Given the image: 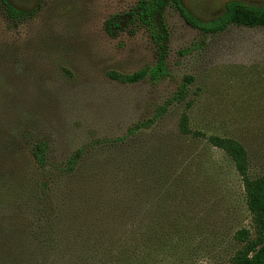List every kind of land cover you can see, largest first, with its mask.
<instances>
[{"label":"rangeland","instance_id":"rangeland-1","mask_svg":"<svg viewBox=\"0 0 264 264\" xmlns=\"http://www.w3.org/2000/svg\"><path fill=\"white\" fill-rule=\"evenodd\" d=\"M6 1L30 17L14 23L0 4V264H43L33 253L52 240L65 250L45 262L83 264L79 232L105 243L83 255L87 264H232L242 246L236 232L255 234L242 183L222 152L181 135L178 123L185 115L194 131L236 140L249 177L264 176V27L204 34L168 6L165 76L126 84L109 74L131 75L157 60L147 30L127 20L139 0ZM230 2L264 7L179 0L202 22ZM113 17L122 23L108 33ZM186 78L184 102L128 134ZM40 140L48 146L44 169L31 156ZM79 151L80 167L66 170ZM86 179L98 184L82 192ZM24 244L33 245L30 255L16 253Z\"/></svg>","mask_w":264,"mask_h":264},{"label":"trees","instance_id":"trees-1","mask_svg":"<svg viewBox=\"0 0 264 264\" xmlns=\"http://www.w3.org/2000/svg\"><path fill=\"white\" fill-rule=\"evenodd\" d=\"M0 4L6 18L14 23L30 17V14L14 8L6 0H0ZM168 6L176 7L184 22L188 26L204 34H217L225 31L231 26L247 28L264 27V7L250 6L241 2L228 3L225 6L224 13L219 18L210 22H202L185 12L179 3V0H139L132 11L127 15V20L128 23H137L147 30L149 37L156 48V63L150 69L142 70L131 75L123 76L112 72L109 74L111 79L117 80L121 83L134 84L144 80L145 78H149L151 81L157 82L165 76L168 32L164 23L163 13ZM121 23L122 21L120 18L113 17L105 24L107 32L111 33V30L113 28L117 29ZM191 82L192 78H186L170 100L164 106L158 108L152 120H147L143 123L134 125L129 129L128 134L134 135L138 131L142 130V128H150V126L156 122L158 117L166 114L168 110L167 108L170 104L184 102L189 95L187 86ZM178 132L181 135L192 139L204 140L211 148L217 149L228 158L234 172L240 178L242 183L245 204L248 211L252 215V226L255 233L254 237L250 238L249 231L246 229L236 232L235 239L241 243L242 246L234 253L231 262L232 264H264V176L257 179L249 177L247 152L236 140L228 137L207 135L200 131H194L189 127L188 118L185 115H183L179 120ZM47 151L48 146L41 140L32 144L31 156L37 167L40 169H44L47 164ZM81 160H83L82 151L76 152L69 159L66 170L72 171L78 162L80 167ZM140 166H143V164L139 165L136 171L140 168ZM164 174L172 176L171 173L168 174L167 171H165ZM96 184L98 183L94 184L91 179L83 180L79 183V190L84 192V190H89V188L92 189ZM127 188H129V185H127ZM130 188L135 189L133 186ZM83 233L79 232L78 251L79 256H81L79 259L83 260V264H87L89 261L87 258L88 256L83 255H87L92 251H102L105 243L93 239L95 236L93 235L94 232L85 233L87 235ZM82 235L86 237L81 241ZM42 243L44 245H41V249L37 250L38 253H33L38 254L34 261L39 259V256L43 255V264H48L45 261H49L53 252L59 251L60 253H64V247L55 244L53 240L50 244L44 242ZM23 246L24 247H20L18 249L16 248V253H21V255L26 256L29 252L30 255V248L33 247V245L29 246V244H24ZM49 248H54L55 250ZM3 259L4 257L1 262H3Z\"/></svg>","mask_w":264,"mask_h":264}]
</instances>
